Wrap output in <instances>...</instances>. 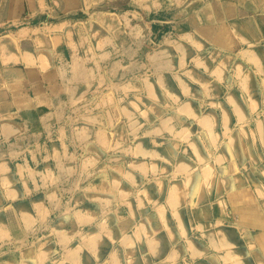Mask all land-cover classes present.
<instances>
[{"label": "crops", "instance_id": "crops-1", "mask_svg": "<svg viewBox=\"0 0 264 264\" xmlns=\"http://www.w3.org/2000/svg\"><path fill=\"white\" fill-rule=\"evenodd\" d=\"M117 11L144 23L153 39L183 31L187 51L264 35V0H0V264H159L164 224L154 215L149 236L130 229L137 222L129 218V230L117 222L113 237L101 226L106 208L123 211L129 199L119 194L109 203L98 194L111 180L94 159L111 125L98 122L107 108L97 94L112 70L104 57L83 54L92 43L82 34ZM240 47L252 69L249 90L264 104V54ZM243 182L235 176L225 189L215 187L225 194L212 202L208 189L195 222L210 228L221 222L210 209L231 208L237 217L229 220L247 230L261 264L264 186ZM172 227L168 243L183 236ZM207 241L197 264H245L228 261L235 253L222 252L216 238Z\"/></svg>", "mask_w": 264, "mask_h": 264}, {"label": "rangeland", "instance_id": "rangeland-1", "mask_svg": "<svg viewBox=\"0 0 264 264\" xmlns=\"http://www.w3.org/2000/svg\"><path fill=\"white\" fill-rule=\"evenodd\" d=\"M104 20L82 34L92 43L83 54L104 57V67L112 70L104 74L97 94L99 107L107 108L98 111V122L111 128L103 142L99 135L94 167L111 180L109 185L106 177L105 192L98 194L109 203L124 195L129 206L123 211L106 208L103 231L113 237L119 222L125 230L137 226L136 231L149 236L147 225L154 215L164 224L159 264H197L213 238L222 252L228 248L235 253L225 257L228 261L255 264V245L251 249L247 230L229 220L237 217L231 208L210 209V216L221 218L210 228L195 218L203 216L205 192L211 191V202L223 199L221 190L235 176L245 184L264 186V128L259 127L264 126V104L249 90L252 69L246 63L249 56L240 51L244 46L246 53L264 54V35L237 46L228 41L220 44L223 49L211 45L187 51L183 31L153 39L144 23L122 16V11ZM238 171L240 176L234 175ZM123 188L124 194L119 192ZM259 188L264 204V187ZM128 218L137 223L128 227ZM169 225L183 233L170 243L164 239Z\"/></svg>", "mask_w": 264, "mask_h": 264}, {"label": "bare ground", "instance_id": "bare-ground-1", "mask_svg": "<svg viewBox=\"0 0 264 264\" xmlns=\"http://www.w3.org/2000/svg\"><path fill=\"white\" fill-rule=\"evenodd\" d=\"M101 185V184H100ZM252 245V244H251ZM253 246V245H252Z\"/></svg>", "mask_w": 264, "mask_h": 264}]
</instances>
